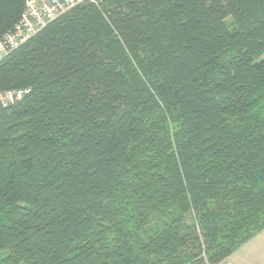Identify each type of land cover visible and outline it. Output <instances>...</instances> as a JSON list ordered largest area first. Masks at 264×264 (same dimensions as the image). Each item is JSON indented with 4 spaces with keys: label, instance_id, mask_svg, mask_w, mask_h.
I'll use <instances>...</instances> for the list:
<instances>
[{
    "label": "trees",
    "instance_id": "1",
    "mask_svg": "<svg viewBox=\"0 0 264 264\" xmlns=\"http://www.w3.org/2000/svg\"><path fill=\"white\" fill-rule=\"evenodd\" d=\"M24 87L0 264H221L264 231V0L81 3L0 63Z\"/></svg>",
    "mask_w": 264,
    "mask_h": 264
},
{
    "label": "built area",
    "instance_id": "2",
    "mask_svg": "<svg viewBox=\"0 0 264 264\" xmlns=\"http://www.w3.org/2000/svg\"><path fill=\"white\" fill-rule=\"evenodd\" d=\"M100 0H25L24 9L14 28L0 36V63L53 20L81 3L99 4ZM30 92L29 87L0 91V111Z\"/></svg>",
    "mask_w": 264,
    "mask_h": 264
},
{
    "label": "rangeland",
    "instance_id": "3",
    "mask_svg": "<svg viewBox=\"0 0 264 264\" xmlns=\"http://www.w3.org/2000/svg\"><path fill=\"white\" fill-rule=\"evenodd\" d=\"M221 264H264V231L244 244Z\"/></svg>",
    "mask_w": 264,
    "mask_h": 264
}]
</instances>
